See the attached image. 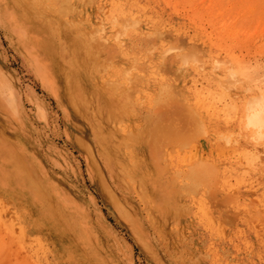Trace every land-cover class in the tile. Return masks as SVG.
Listing matches in <instances>:
<instances>
[{"label":"rangeland","instance_id":"rangeland-1","mask_svg":"<svg viewBox=\"0 0 264 264\" xmlns=\"http://www.w3.org/2000/svg\"><path fill=\"white\" fill-rule=\"evenodd\" d=\"M54 1L64 2L67 9L60 22L51 17L65 32L71 27L89 31L100 27L108 35V30L118 28V42L111 48L116 54L125 50L135 53L127 59L137 78L129 92L131 106L142 109L141 121L147 110L140 92L154 78L159 80L158 87L169 85L187 100V108L195 115L196 136L175 147L170 167L176 168L186 155L194 153L214 160L219 173L212 188L203 181L190 183L186 179L165 184L172 213L159 210L163 196L154 191L160 183H152L148 210L136 206L133 212L143 227L141 235L149 242L148 247H142L89 175L84 153L65 137V130L75 125L77 118L63 116L57 101L16 59L0 28V65L17 80L22 101L28 104L27 125L37 127L38 146L34 144L33 151L20 156L38 158L50 175L64 179L66 189L81 200L90 216L88 227L97 249L109 257L108 264H264V144L251 137L230 141L226 136L233 132V113L240 98L264 92V23L254 21L246 9L238 37H225L217 32L216 22L203 21L183 0ZM123 7L131 12L126 27L121 23ZM232 20H228L231 25ZM180 51L189 52L194 60L184 61L177 53ZM230 52L243 59L247 74L256 71V79L236 70L228 58ZM26 85L45 101L46 120H38L35 108L25 100ZM23 193L26 191L0 187V264H83L81 246L72 249L69 241L50 227L49 220L42 223L35 200Z\"/></svg>","mask_w":264,"mask_h":264},{"label":"bare ground","instance_id":"bare-ground-1","mask_svg":"<svg viewBox=\"0 0 264 264\" xmlns=\"http://www.w3.org/2000/svg\"><path fill=\"white\" fill-rule=\"evenodd\" d=\"M183 1L203 21L206 18L216 22L217 32L225 37H238L246 9L254 21L264 23V0ZM66 10L64 2L54 0H0V28L16 59L57 101L63 116L72 114L77 118L75 125L70 124L65 130V137L71 138L84 153L87 171L105 193L110 206L127 222L141 246L148 247L149 242L141 235L143 227L133 212L136 206L148 210L151 184L160 183L154 191L163 196L159 210L172 213L173 203L169 193H165V184L186 179L190 183L203 181L212 188L219 173L218 165L212 159L189 153L176 168L170 167L175 147L186 145L196 136L195 115L187 108V100L169 85L158 87L159 80L154 78L140 92L145 99L142 106L147 110L141 121L142 109L131 106L129 92L137 79L127 66V59L135 56L134 51L114 53L111 47L118 42L117 27L108 30V35L100 27L93 31L71 27L65 32L58 21ZM231 10L234 14L229 15ZM121 12V23L126 27L131 23L128 17L131 12L125 7ZM231 18L232 25L228 23ZM177 53L184 61L194 60L189 52ZM228 54L238 72L256 79V71L247 74L243 59L232 52ZM16 82L0 65V187L26 191L23 194L35 200L42 223L49 220L50 227L69 241L72 249L81 246L83 264H108L109 257L97 249L88 227L90 216L82 208L81 200L66 189L64 179L50 175L38 158L20 156L33 151L32 146H38L39 142L35 135L37 127L32 123L27 125V102L22 101ZM23 93L35 108L36 118L46 120L43 98L31 85H26ZM262 97L263 91L240 98L233 113V132L226 134L230 141L255 137L246 123L250 106ZM260 119L264 120V114ZM256 142L264 144V140Z\"/></svg>","mask_w":264,"mask_h":264},{"label":"clouds","instance_id":"clouds-1","mask_svg":"<svg viewBox=\"0 0 264 264\" xmlns=\"http://www.w3.org/2000/svg\"><path fill=\"white\" fill-rule=\"evenodd\" d=\"M249 112L246 127L255 132L254 139L257 141L264 140V120L260 119L261 115L264 114V97L251 105Z\"/></svg>","mask_w":264,"mask_h":264}]
</instances>
